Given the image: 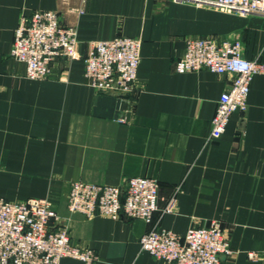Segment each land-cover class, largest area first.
Segmentation results:
<instances>
[{
    "label": "crops",
    "instance_id": "1",
    "mask_svg": "<svg viewBox=\"0 0 264 264\" xmlns=\"http://www.w3.org/2000/svg\"><path fill=\"white\" fill-rule=\"evenodd\" d=\"M215 1L0 0V199L51 200L73 244L99 256L95 264H164L142 250L143 235L157 226L184 236L212 221L234 252L223 264H264V74L251 82L247 112L208 142L234 76L175 71L189 38H238L244 58L264 64V18L206 3ZM36 11L59 12L79 40L78 57L59 58L44 80L27 78L25 64L11 57L21 17ZM118 36L143 42L126 96L97 92L84 76L95 43ZM134 177L159 183L151 224L68 208L73 182L121 186ZM173 198L175 212L164 214Z\"/></svg>",
    "mask_w": 264,
    "mask_h": 264
},
{
    "label": "built area",
    "instance_id": "2",
    "mask_svg": "<svg viewBox=\"0 0 264 264\" xmlns=\"http://www.w3.org/2000/svg\"><path fill=\"white\" fill-rule=\"evenodd\" d=\"M221 12L264 18V0H216L206 2ZM142 40L118 36L95 43L84 59V76L97 92L126 96L134 89L141 60ZM78 32L66 26L55 11H36L21 17L11 49V57L26 66V77L44 80L52 74L59 58L78 57ZM210 71L231 74L232 85L220 98L208 142L219 139L236 112L248 110L250 85L255 75L264 74V64L243 56L240 39L189 38L185 51L175 62L177 73ZM177 199L170 200L164 214L175 212ZM71 212L88 218L96 215L119 219H141L151 224L159 211V183L151 177L126 179L121 186L73 182L68 198ZM51 200L0 199V264H61L75 259L95 264L99 256L91 248L73 244L70 228L61 226ZM143 251L164 264H223L233 255L221 222L191 226L184 236L154 226L140 240ZM257 254L250 253L255 259Z\"/></svg>",
    "mask_w": 264,
    "mask_h": 264
}]
</instances>
